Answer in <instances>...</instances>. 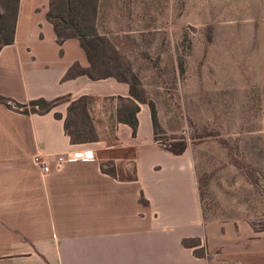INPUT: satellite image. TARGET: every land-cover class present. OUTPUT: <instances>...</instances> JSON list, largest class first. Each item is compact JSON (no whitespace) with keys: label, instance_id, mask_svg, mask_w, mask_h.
<instances>
[{"label":"crops","instance_id":"crops-1","mask_svg":"<svg viewBox=\"0 0 264 264\" xmlns=\"http://www.w3.org/2000/svg\"><path fill=\"white\" fill-rule=\"evenodd\" d=\"M36 1H18L13 40L0 47V264H206L182 245L203 225L187 149L155 141L147 103L124 80L89 75L79 39L57 41L48 0ZM38 98L58 100L22 110ZM81 101L95 134L71 140L64 122ZM120 101L137 106L133 135L116 119ZM88 148L95 159L47 174L32 162Z\"/></svg>","mask_w":264,"mask_h":264},{"label":"rangeland","instance_id":"rangeland-1","mask_svg":"<svg viewBox=\"0 0 264 264\" xmlns=\"http://www.w3.org/2000/svg\"><path fill=\"white\" fill-rule=\"evenodd\" d=\"M54 3L65 17L70 5L86 35L85 71L131 83L154 106L155 141L192 157L203 225L183 243H198L193 253L206 264H264V0ZM12 6L0 0V42L11 35ZM84 103L66 119L80 140L95 134Z\"/></svg>","mask_w":264,"mask_h":264},{"label":"trees","instance_id":"trees-1","mask_svg":"<svg viewBox=\"0 0 264 264\" xmlns=\"http://www.w3.org/2000/svg\"><path fill=\"white\" fill-rule=\"evenodd\" d=\"M18 1L19 0H13V6H12L13 23H12V28L10 29L11 35H10V37H8L5 40H3L2 42H0V47L13 40V32H14L13 25L16 21V10H17V6H18ZM63 5H64L63 3L58 5V4L54 3V0H48V7L45 11V18L50 23V25L53 29V32L56 36L57 41H62V40L69 38V37H76L79 39L80 47L86 53V56H87L89 64H90L91 56H90L89 48L86 44L87 42L85 41L86 35L84 33H80V31L78 30V27H77V25H78L77 23L72 22V18H71L72 9H71L70 5H67L65 7L66 8V10H65L66 17L63 15V10L61 9V7ZM69 16H70V18H69ZM65 29H69V30L71 29L72 33L63 34L62 31ZM111 75L112 74L106 73L102 76H111ZM67 76H70V74L68 73ZM102 76H99V77H102ZM128 85H129V91H130L131 98H133L137 102H145V101H140L139 99H137L136 98L137 96H135V94H134V90H133L131 83H128ZM1 100H2V98H0V101ZM57 100L58 99H54L51 101H45L42 98L34 99V100L29 101L27 103V105L26 104L22 105L23 106L22 110L26 111V112H46V111H49L51 109V107L57 102ZM146 103H147L149 111H150L149 116H150V121H151L153 131H154V128L157 124L156 117H155V115H156L155 109H154L153 104L148 103V102H146ZM136 110H137V106H132V109L129 108L127 110L123 109V108H119V110L116 113V119L118 121H122V122H125L128 125H130L131 130H132L131 131L132 135L134 134V131H136V125H137L136 118L134 116ZM64 126H65V131L69 134L71 140H80L77 138H73L71 136L70 132H68V130H67L68 127H67L66 121L64 122ZM159 144L163 145L168 151H170L172 153H180L185 149V146H182V147L179 146V147L173 148L171 146L169 147L168 145H164L162 143H159ZM107 170L112 173L111 168H108ZM123 178H125V179L127 178L129 180L130 176L127 175V177H123ZM182 245L188 247V246H195V245L198 246L199 244L195 242V243L185 245L182 242ZM199 257H202V256H199Z\"/></svg>","mask_w":264,"mask_h":264},{"label":"built area","instance_id":"built-area-1","mask_svg":"<svg viewBox=\"0 0 264 264\" xmlns=\"http://www.w3.org/2000/svg\"><path fill=\"white\" fill-rule=\"evenodd\" d=\"M95 159V152L93 149L88 148L84 150H71L62 154H56L53 158L35 154L32 156V162L38 166L42 174H47L51 167L54 170L60 169L63 164L74 161H87Z\"/></svg>","mask_w":264,"mask_h":264}]
</instances>
